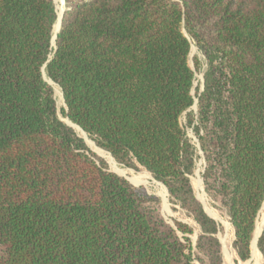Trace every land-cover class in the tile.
Masks as SVG:
<instances>
[{"label":"trees","instance_id":"obj_1","mask_svg":"<svg viewBox=\"0 0 264 264\" xmlns=\"http://www.w3.org/2000/svg\"><path fill=\"white\" fill-rule=\"evenodd\" d=\"M65 2L53 44L54 0H0V264H223V227L191 182L184 115L206 191L248 260L264 203V0ZM192 40L209 63L196 97ZM49 80L64 116L195 219L196 254L178 233L193 229L169 223L158 195L111 171L60 118ZM257 246L264 257V228Z\"/></svg>","mask_w":264,"mask_h":264},{"label":"rangeland","instance_id":"obj_2","mask_svg":"<svg viewBox=\"0 0 264 264\" xmlns=\"http://www.w3.org/2000/svg\"><path fill=\"white\" fill-rule=\"evenodd\" d=\"M54 4H55V10H56V14H57V19H56V22H57L60 14H62V12L65 10L66 2H65V0H54ZM56 22H55V24H56ZM54 27H55V25H54ZM184 31L186 34H188V32L186 30H184ZM55 34H56V31L54 29V37H55ZM53 44H55L54 38H53ZM197 60L199 63L196 65ZM190 64L193 67V69L195 70V75H196L195 85H194V89H193V93L196 97L197 90H202V88L204 86L205 73L209 67V63H208V59H207L206 55L199 49V47L196 45V43L193 40H192V48H191V53H190ZM44 74H45V72H44ZM49 82L52 84L53 89H54V96H55L56 101H57V105H58V109H59V116L62 120L66 121L68 123V118L66 116H64V114L62 112V110L66 108V103H65V100L63 97V92L61 90V87L58 84L52 82L51 80H49ZM191 109L196 112L198 109V104H197V106H196V104H194L191 107ZM181 121L186 128V131H187L189 138L195 144L196 151H197L196 152L197 153L196 167H195L194 173L191 175V182H192V185L194 187L195 195H196L197 199L202 203V205L204 206V208L208 212V214L211 215L212 217H214L223 227V230L220 231L218 234V236L221 240V243H222L223 264H263L264 257H263V254L261 253L258 246L257 247L261 253L258 256V261L252 257V243H251V256H250V258L246 261H242L241 259H239L237 252H236L234 245H233L234 238H235L234 228L230 222L226 207L221 203L220 200L212 197L206 191L205 184H204V178H203V170H204V165H205L206 161L204 158V153H203V155H201L202 153L200 152L201 150L199 149L200 143L198 141L199 140L198 136L195 134L193 126L187 125V118L185 115L181 118ZM69 125H71V124H69ZM209 126H212L211 123H209ZM73 128L76 130L75 127H73ZM76 131L79 133L78 130H76ZM79 135H81L84 138L82 133H79ZM89 139H91V138H89ZM85 141L88 144L89 148L98 157H100L106 161L108 168L111 171L116 172V173L120 174L121 176H124L135 186H143L147 189V191L149 193L158 195L161 198L162 213L169 223H171L173 226H175L177 228L176 221H181V222L188 224L193 229V232H191V233H183L180 230H178V233L182 238H185V236L189 237L190 244L193 248V252L196 254L197 253V240H198V236H199L200 231H201L200 226L195 221V219L190 214L187 213L186 210H184L180 205L175 204L171 201L170 194H169V191H168V188L166 187V185L163 182L155 179L153 177V175L146 170H142V169L136 170L135 168L127 167L125 165L118 163L116 161V159L111 155L110 152H108L107 150L97 146L93 140L92 141L94 142L95 146L91 145L86 139H85ZM98 149H100L102 152H104V154L98 152L97 151ZM116 167L124 169L127 172V174L119 173L118 171H116ZM134 176H140L142 181L141 182L132 181L131 178ZM200 179L202 181V187L201 188H199L197 186V181ZM261 215L262 214H261V210H260L258 218L261 217ZM256 224H257V222H256ZM253 237H254V234H253ZM251 242H253V239ZM197 264H201V263L199 261H197Z\"/></svg>","mask_w":264,"mask_h":264},{"label":"bare ground","instance_id":"obj_3","mask_svg":"<svg viewBox=\"0 0 264 264\" xmlns=\"http://www.w3.org/2000/svg\"><path fill=\"white\" fill-rule=\"evenodd\" d=\"M61 15H62V14H60L59 19H58V21H57L56 24H55V27H54L55 31H57V30L59 29V27H60V19H61ZM68 123L71 124V125H73V126L76 128V130L79 131V133H82L83 136H84V138H85V139H86L91 145H94V142H93L91 139H89V137H88V135L86 134V132L83 131L78 125L74 124V123L71 122L69 119H68ZM94 146H95V145H94ZM97 151L100 152V153H103V154H104V152H102L100 149H98ZM110 158H111V157H110ZM112 159H113V158H112ZM109 160H110V159H109ZM116 171H118L119 173H122V174H127V172H126L124 169H121V168H119V167H116ZM131 180L134 181V182H141V181H142V179H141L140 176H134V177L131 178ZM197 186H198L199 188L202 187V181H201V179L197 181ZM163 191H164V190H163ZM164 196H165V195H164ZM261 214H262L261 217H259V218L257 219V224H256L255 232H254L253 242H252V257H253L255 260H257V261H258V256H259V254H261L260 251H259V249H258V247H257V239H258V237H259V235H260V233H261V230H262V228H263V226H264V203H263V206H262V209H261ZM228 224H229V223H228Z\"/></svg>","mask_w":264,"mask_h":264},{"label":"water","instance_id":"obj_4","mask_svg":"<svg viewBox=\"0 0 264 264\" xmlns=\"http://www.w3.org/2000/svg\"><path fill=\"white\" fill-rule=\"evenodd\" d=\"M63 12H64V11H63ZM63 12H62L61 19H60V27H59V29L56 31V34H55L54 40L56 39V36H57L58 32L60 31V28H61V25H62V16H63ZM197 103H198V100L196 101V106H197ZM71 126L74 127L73 125H71ZM263 228H264V226H263ZM263 228H262V230H261V233H262V231H263ZM261 233H260V235H261ZM260 235H259V237H260ZM259 237H258V239H259ZM258 239H257V244H258Z\"/></svg>","mask_w":264,"mask_h":264},{"label":"built area","instance_id":"obj_5","mask_svg":"<svg viewBox=\"0 0 264 264\" xmlns=\"http://www.w3.org/2000/svg\"><path fill=\"white\" fill-rule=\"evenodd\" d=\"M194 85H195V82H194ZM203 88H204V86H203ZM203 88H202V90H203ZM198 100V98H195V104H196V101ZM198 104V103H197ZM199 141V140H198ZM199 149L201 150V147H200V145H199ZM202 154L201 155H203V152H202V150L200 151ZM204 169H205V165H204ZM203 172H204V170H203Z\"/></svg>","mask_w":264,"mask_h":264}]
</instances>
